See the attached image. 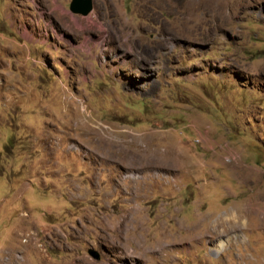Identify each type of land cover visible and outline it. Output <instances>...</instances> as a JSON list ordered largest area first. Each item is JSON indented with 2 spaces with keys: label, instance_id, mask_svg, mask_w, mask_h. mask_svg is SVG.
<instances>
[{
  "label": "rangeland",
  "instance_id": "rangeland-1",
  "mask_svg": "<svg viewBox=\"0 0 264 264\" xmlns=\"http://www.w3.org/2000/svg\"><path fill=\"white\" fill-rule=\"evenodd\" d=\"M71 1L0 0V264H264V0Z\"/></svg>",
  "mask_w": 264,
  "mask_h": 264
},
{
  "label": "bare ground",
  "instance_id": "bare-ground-1",
  "mask_svg": "<svg viewBox=\"0 0 264 264\" xmlns=\"http://www.w3.org/2000/svg\"><path fill=\"white\" fill-rule=\"evenodd\" d=\"M216 226L218 228H220L221 226L223 227V230L221 231V234L219 237L220 239L218 241L216 240V243H215L216 245L212 247V251L217 252V253H219L221 248L226 244L227 240L223 239L226 235H231L233 233H238V232L241 233V230L244 227L242 218L240 216H237L236 214L233 217H229L224 220H219V222L216 223ZM229 241H231V238H229Z\"/></svg>",
  "mask_w": 264,
  "mask_h": 264
},
{
  "label": "water",
  "instance_id": "water-1",
  "mask_svg": "<svg viewBox=\"0 0 264 264\" xmlns=\"http://www.w3.org/2000/svg\"><path fill=\"white\" fill-rule=\"evenodd\" d=\"M69 9L74 14L82 16L88 15L92 11V0H72ZM88 253L96 260L99 259V254L93 249H89Z\"/></svg>",
  "mask_w": 264,
  "mask_h": 264
}]
</instances>
